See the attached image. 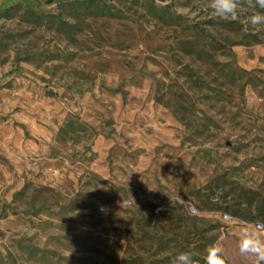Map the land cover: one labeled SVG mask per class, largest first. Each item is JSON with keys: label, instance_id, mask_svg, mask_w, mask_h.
<instances>
[{"label": "rangeland", "instance_id": "1", "mask_svg": "<svg viewBox=\"0 0 264 264\" xmlns=\"http://www.w3.org/2000/svg\"><path fill=\"white\" fill-rule=\"evenodd\" d=\"M72 1L0 0V264H205L214 243L254 264L238 241L264 223V9Z\"/></svg>", "mask_w": 264, "mask_h": 264}, {"label": "clouds", "instance_id": "2", "mask_svg": "<svg viewBox=\"0 0 264 264\" xmlns=\"http://www.w3.org/2000/svg\"><path fill=\"white\" fill-rule=\"evenodd\" d=\"M243 4L255 8L257 5L264 9V0H211L210 7L215 16L222 19H236ZM253 26L264 24V14L254 13L250 17ZM264 223L245 225L242 227L238 241V249L242 255L254 257V264H264ZM205 264H227L223 249L212 244L208 246L204 258ZM170 264H197V261L188 252L176 255Z\"/></svg>", "mask_w": 264, "mask_h": 264}, {"label": "trees", "instance_id": "3", "mask_svg": "<svg viewBox=\"0 0 264 264\" xmlns=\"http://www.w3.org/2000/svg\"><path fill=\"white\" fill-rule=\"evenodd\" d=\"M92 1H94V0H92ZM90 2H91V0H90ZM71 7H72V12H73V15L75 16V15H77V14H79V11L80 10H95V12L96 13H104V14H108L109 13V11H108V9H107V11L105 10V11H103V9H104V6L102 5V7L99 5V3H95V4H88V0H73L72 2H71ZM103 8V9H102ZM32 15L37 19V20H39V21H41V20H43V19H45V18H54V15H50V16H48V15H42V14H36V13H32ZM201 31H203V29H198V32H199V34H200V32ZM211 41H212V44H211V46H213L214 47V49H216L217 48V46H218V44L216 43V41H215V39H211ZM215 41V42H214ZM194 50H197L196 48L194 49H192V52L194 51ZM223 210L224 211H228V209H227V207H225V208H223ZM244 219H253L251 216H242ZM221 225H219L218 224V227H220ZM181 252H188V253H190L192 256H193V258L195 259V260H198V255H195L194 253H193V251H188V250H185V249H183V251H181ZM181 252H179V253H181ZM178 253V254H179Z\"/></svg>", "mask_w": 264, "mask_h": 264}]
</instances>
